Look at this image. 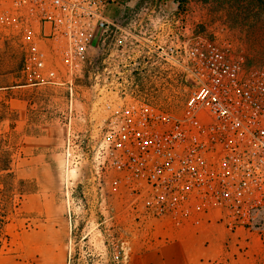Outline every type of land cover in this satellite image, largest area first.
Listing matches in <instances>:
<instances>
[{"label": "built area", "instance_id": "obj_1", "mask_svg": "<svg viewBox=\"0 0 264 264\" xmlns=\"http://www.w3.org/2000/svg\"><path fill=\"white\" fill-rule=\"evenodd\" d=\"M120 2L0 0V39L19 46L28 83L72 89L71 75L91 49L104 42L107 51L125 48L129 33L108 14ZM164 25L166 44L156 50L191 84L183 109L173 113L122 93L101 98L97 127L68 123L67 161L78 145L96 159L98 147L105 169L118 173L113 182H122L144 218L199 228L216 216L228 231L251 230L264 214V64L247 65L215 39ZM94 179L103 197L101 171ZM113 244L119 261L128 242Z\"/></svg>", "mask_w": 264, "mask_h": 264}, {"label": "rangeland", "instance_id": "obj_2", "mask_svg": "<svg viewBox=\"0 0 264 264\" xmlns=\"http://www.w3.org/2000/svg\"><path fill=\"white\" fill-rule=\"evenodd\" d=\"M108 14L122 21L129 33L123 50L107 51L106 42L99 50L91 49L81 70L71 75L72 89L55 84L15 87L4 97L16 98L21 105L0 102V118L11 121L7 133L0 136V147L17 149L16 169L21 176L31 159H37L33 165L48 164L37 174L44 178L43 192L49 197L48 214L25 210L11 214L12 234L7 229L0 233V264H128L134 256L133 233L141 222L151 224L153 217L144 218L140 214L144 208L135 209L122 182H113L118 173L105 169L108 161L98 147L96 159L78 145L70 149L72 162L67 161V130L69 122L75 130L97 127L102 122L97 103L120 93L173 113L183 109L191 84L156 50V45L166 44L162 32L167 21L215 39L221 47L241 54L247 65L264 64V4L257 1L121 0L109 7ZM0 41L1 77L25 85L29 81L22 72L19 46ZM43 49L49 54L50 48ZM60 74H64L62 67ZM92 136L93 143L99 144V135ZM74 155H79L78 161ZM97 170L103 177V197L94 179ZM29 187L42 192L36 179L22 186ZM207 226L211 239L235 241L243 260L252 244V231L264 237V214L251 230L227 231L216 216ZM122 239L129 243L116 261L113 255L121 248L113 242Z\"/></svg>", "mask_w": 264, "mask_h": 264}, {"label": "crops", "instance_id": "obj_3", "mask_svg": "<svg viewBox=\"0 0 264 264\" xmlns=\"http://www.w3.org/2000/svg\"><path fill=\"white\" fill-rule=\"evenodd\" d=\"M1 50L0 43V52ZM31 85L34 84L14 85L11 78H3L0 75V102L21 105L20 100L13 97L7 99L4 96L15 87ZM26 104L25 101L24 111L28 115L29 111L26 110ZM10 122V118H0V136L7 133L10 128ZM13 128H16V126ZM25 128L27 129L28 125ZM43 137L45 138L47 135ZM9 150L12 151L15 192L21 194L20 202L15 212L18 213L20 210H25L29 213H41L44 211L45 214H48L49 197L47 192H43L44 178L37 174V169L46 168L48 164L41 162L33 165V163L37 162V159H31L30 164L26 163V168L28 169L26 175L21 176L16 169L17 149L15 151V148H9ZM35 179L41 183L42 192H39L36 187L33 189L31 187L22 188V186L33 183ZM11 214L8 215L7 221L3 226V230L7 229L10 235L14 227ZM149 221L145 225H142L141 222V226H138L133 233L130 246L131 249L135 250V254L131 257L128 264H264V244L254 231H252V240L249 241L252 244L245 252L247 257L242 260L241 251L235 241L210 238L207 223L196 228L191 225L175 224L168 218H153L152 225L147 224ZM214 258L216 261L213 260L212 262L215 263L210 262V259Z\"/></svg>", "mask_w": 264, "mask_h": 264}, {"label": "trees", "instance_id": "obj_4", "mask_svg": "<svg viewBox=\"0 0 264 264\" xmlns=\"http://www.w3.org/2000/svg\"><path fill=\"white\" fill-rule=\"evenodd\" d=\"M253 1L264 4V0ZM15 191L12 151L0 147V233L3 231L8 215L16 211L20 202L21 194Z\"/></svg>", "mask_w": 264, "mask_h": 264}]
</instances>
